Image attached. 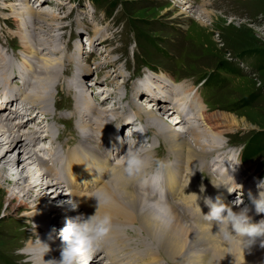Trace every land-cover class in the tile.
<instances>
[{
  "label": "bare ground",
  "instance_id": "bare-ground-1",
  "mask_svg": "<svg viewBox=\"0 0 264 264\" xmlns=\"http://www.w3.org/2000/svg\"><path fill=\"white\" fill-rule=\"evenodd\" d=\"M24 1V9L17 10L20 5L19 3H9L3 6V9L11 11L10 15L18 20V28L21 31V40L24 45L23 52L25 54L28 53L26 55L27 59L24 61H34L37 63V66L39 65V70L37 71L35 66L25 62L22 67L23 69L19 70L14 61L0 51V116H7L5 120L0 118V150H2L0 152V191L4 190L7 192L6 210L16 208L18 203L25 206L28 205V210H31L29 214L33 215L31 217L34 219L32 231L37 233H41V230L45 231L42 232L40 239L50 244L51 251L45 255L44 259L49 260L53 257L59 259L62 247L48 239L49 233L46 232L47 227L50 225L51 218L57 219V214L49 213V204L46 199H49L51 195L53 197L56 195L57 197L63 196L62 200L65 201L74 197L80 202L78 212L82 210L84 214L89 215L96 211L98 203L96 198H94L96 190L107 189L111 192L113 200L107 207H102L101 212H110L113 217L114 227L104 245L92 252L94 259L97 261L94 264H105V262L107 264H165V262L167 264H264V247H261L259 243L254 245L251 250H244L235 243L229 246L226 241L216 234L218 229L208 227L205 223L201 225L194 224L199 223V219L203 217L202 213L209 210L208 206L204 204L203 199H198V197L206 195V191L212 189L213 193L211 197L213 196L215 199L219 194L218 190H215V186L218 183L227 180V183L223 184V188H227L226 186L229 183L234 184L235 181L238 183L242 179V186L247 187L248 190V185H254L255 190H252L253 188L251 190L254 194L257 192L255 179L259 174L247 164L241 166L242 169L239 168L240 160L236 156L218 158L215 165L218 166V169L222 167L221 164L225 165L227 172H223L220 179L212 183L213 185L205 186V183L199 182L198 178L195 182L196 179L194 178L199 175L197 169L204 172L205 169L209 168L208 163L211 158L209 156L222 148L224 140L223 142L217 140L222 138L226 132L235 128L234 126H237V123L231 120V116L227 113L214 112L215 114H212L208 112L206 106L202 104L198 96H191L192 90L190 88H186L187 90H185L182 84H177L173 80H164L167 85L162 81L161 85L167 86L164 88H160L153 81L154 78L152 76H150L148 83L144 82L142 83L143 85L135 84L136 99L144 96L153 100V104L149 102L146 105L152 107H147L148 109L145 111L147 116L145 120L143 119L147 130L151 131L155 129L156 135L159 133L166 139L169 147L178 158L182 169L178 167L175 163L176 161H174L175 168L170 165L166 169L171 197L176 199V202H172L173 204L169 202L173 214L172 223L166 229H162L151 219L148 211H141L142 201L154 199L150 186L142 185L140 189H137L135 184L140 178L129 179L122 172L120 156L127 151V143L121 144L116 137L109 134V130L113 126H123V132L131 129L130 118L126 116V110L119 113L120 110L124 109V105H121V108L118 106V103L112 106L111 109L107 108L103 110L99 108V106H105L107 103L110 104L111 101L114 102L118 99L112 100L111 95L109 97L104 96L101 100L102 103L100 102L101 105L97 103L98 99L93 98L96 95L95 93H97L94 88H99L100 86L88 80L89 78H94L93 72L91 76L87 68H84L80 72L77 71L74 76L72 72V80L69 83L68 78L65 83L68 93L74 94V103L72 102L70 106L71 113L69 119L75 120L76 128L79 131L77 134L73 132L74 136L71 140L62 143V146L66 147V150L63 148L66 155L58 150V143L56 144L57 140L61 141V136H57L56 140H54L46 124L44 127H41L40 123L35 124L36 118L38 119L39 117L42 119L41 122L43 124L50 123V116L52 114L48 110L47 103L50 100L51 87L58 82L56 77L58 68L65 65L66 62H77L79 48H76L75 55L67 53L66 62L65 58L62 57L64 63L61 65V60L57 61V58H53V53L57 52L50 48L52 45L51 40H42L44 39L43 35L40 37L39 31L38 34L37 28L33 29V26L36 23H41V27L48 25L51 29L59 30L62 29L60 28L62 18L60 19L59 15L55 13L42 12L44 8L48 7L47 4H43L42 0H35L39 3L36 10L30 5V0ZM179 2L185 8L184 11L182 10V13H190L191 15L193 10L189 4L190 0H181ZM202 6L203 9L197 10L195 15L200 25L204 27L207 26L208 20L209 23H214L217 16L209 7L204 8L205 4ZM190 15L188 17H191ZM41 27L38 28L41 30L40 32L44 31V27ZM28 28L31 29V33H34L32 38L24 35V32H30ZM38 37H40V40H36ZM33 41H37L40 47L35 46ZM69 42L72 41L69 40L66 46L70 50ZM39 51L43 52L39 54ZM31 58L32 60H29ZM104 63H102L105 66L104 68L101 65L97 67L100 69V72L108 68V71H112L110 68L116 66V63L113 65L108 61L107 64L106 62ZM77 64H74V68H77ZM85 65H88V62L84 64V67ZM118 71L119 69H115L114 73ZM82 72L83 74H81ZM154 77L157 79L166 78V76L161 77L156 76V74ZM100 82V85L105 83V81ZM61 84H58L59 86L57 85L56 89L59 93L65 94V89L60 88ZM70 85L72 87H79L77 92H71L69 90ZM20 87H27V92L23 94L24 98L21 95H16L13 100L6 101V99L12 97V89ZM181 87L182 93L180 92ZM89 91H91L90 94H87ZM76 94H78L79 100L76 99ZM57 96L58 94H55V106L57 104ZM51 97L53 98V96ZM128 97L126 94L119 102L122 104L127 100L128 105L133 107L132 110H136L134 107L137 105L138 100H134L133 97L130 100ZM19 102L24 103L22 110L25 108L31 114L34 113L35 117L29 118L27 121L17 122L15 118H17V114H20V109L18 108ZM131 102H133L134 106L131 105ZM182 103H186L185 105L193 110L192 114L194 116L192 120H196L197 123L193 124L192 121L187 129L183 127L185 130L181 133L174 129L173 126L172 128H168V125L162 124L156 118L157 114L154 111L158 110L157 113L159 111V113H163L166 111V105L172 104L174 106V104L182 105ZM10 115L14 116L8 118ZM156 122L159 125L158 130L156 129ZM184 123L185 120L181 122L178 119L176 125L179 127ZM21 131H23L22 134ZM205 131L209 133L208 136L205 135ZM132 138H136V132L132 134ZM75 141H77V145L72 148V143ZM42 143H48V146L42 147ZM113 145L119 151H114ZM49 151L51 152L50 160L54 162L56 167L58 166L67 171L68 179L66 181L60 177L57 168L49 166L48 171L43 172L40 170L39 173L37 172V175H31V173H34L35 167L39 168L41 159L39 154ZM112 154L113 160L111 159ZM198 165L200 168H198ZM233 168H239L237 173H233L235 181L229 175L234 171ZM243 168L247 170V173ZM186 170L191 171V173L187 174ZM15 172L17 176H15ZM182 172L186 174L185 184L188 185V189L184 188V183L181 184ZM111 173H114L112 177L110 176ZM202 175L203 173H201ZM22 181H25L28 185L22 186ZM83 181L84 185L82 184ZM65 183L67 185L65 187H69L68 190L63 189V191L58 192L57 188ZM94 183L102 185H97V188L95 186L91 190L90 187ZM195 184H198L199 187L195 186ZM6 185L8 186L5 187ZM82 185L88 188L87 191L82 190ZM201 185L204 186L203 193L201 192ZM60 187L62 189V186ZM224 191H226L225 197L227 199L230 192L222 189V192ZM19 193L23 194V199H20ZM193 193L197 194L198 197L191 195ZM197 203L201 209L197 206ZM250 207L252 208L250 215L253 222H258L264 217L260 215L264 213H257L254 206L250 205ZM258 214L259 216L256 217ZM68 219L59 222L60 226H62L61 228L65 226ZM130 226H138V229H131ZM137 231L142 232L146 236L139 238L137 242L139 247L134 250L131 248L133 237L123 239L126 238L125 235L130 233L136 235ZM30 250L34 251L33 255L39 256L38 250L33 248V246L32 248L30 247ZM84 264L87 263L84 262Z\"/></svg>",
  "mask_w": 264,
  "mask_h": 264
},
{
  "label": "rangeland",
  "instance_id": "rangeland-1",
  "mask_svg": "<svg viewBox=\"0 0 264 264\" xmlns=\"http://www.w3.org/2000/svg\"><path fill=\"white\" fill-rule=\"evenodd\" d=\"M36 1H29L35 10L39 5ZM42 1L43 4L48 5L42 12L55 13L59 15L60 19L62 18L60 21V28L62 29L59 30L43 25L44 31L40 32L41 30L38 28L41 27V23H36L33 26V29L37 28V33L39 31L40 37L43 35L44 39L42 40H51L50 48L57 52L53 53V58H57V61L61 60L62 65L64 63L62 57L65 58L66 62L68 54L75 55L76 48H79L78 61L75 62L78 63L77 68H74L75 63L70 62H66L65 65L61 66L62 68H58L56 74L58 82L56 81L57 83L51 87L50 100L47 103L51 114H56L57 117L68 116L69 110L66 108L70 107L72 102L74 103V94L68 93L66 80L69 78L68 82L70 83L77 71L80 72L87 68L90 76L92 72L94 73V78L88 80L100 86L94 88L97 93L93 98L98 99L97 103L101 105L104 96L109 97L111 95L112 100L118 99L114 102L111 101L110 104L107 103L105 106H99V108L111 109L118 103L120 107L124 105V109L120 110L119 113L126 110V116H133L137 112L139 117L141 116L140 118L145 120L147 116L145 111L152 106H146L148 102L144 100L145 98L136 99L135 84L139 83L137 79H141L143 82L145 77L151 76V70L154 69L157 73H153V81L160 88L167 87L164 80L169 79L176 83L177 79L181 80L179 83L182 84V87L185 90L190 88L192 92H196L208 112L212 114L227 113L231 116V120L237 123L235 128L217 140L221 142L224 140V143L222 148L209 156L211 157L210 160L217 159L216 156L226 157L228 154L239 157L241 149L248 143L251 147L257 145L264 147V0H190L189 4L193 10L191 15L190 13H182L185 8L179 2L181 0ZM9 3H19L17 10L25 7L24 0H0V51L12 58L16 65L23 66L28 53L23 52L24 45L21 40V31L18 28V20L10 15L11 11L3 9V6ZM203 4H205L204 8L209 7L217 16L214 23H209L207 19L208 27L201 26L195 15L197 10L203 9ZM188 14L191 17H188ZM28 30L30 32H24V35L32 38L34 33H31L30 28ZM40 37L36 40H40ZM91 39L94 41L93 48L90 46ZM69 40L72 41L69 42L72 50L66 46ZM33 44L40 47L37 41H33ZM42 52L39 51L38 53L41 54ZM107 61L111 65L116 63V66L110 68L112 71H108V68L100 72L97 67L101 65L104 68L103 64H105L104 62L107 64ZM87 62L88 65L84 67ZM25 63L31 64L35 66L37 71L39 70V65L37 66L34 61ZM80 67L83 68L80 69ZM115 69H119V71L114 73ZM155 74L161 77L166 76V78L157 79L154 77ZM208 75H210L208 83L201 86L203 78ZM99 80L105 81V83L100 85ZM162 81L166 85L163 83L164 86H162ZM58 84H61L60 88L65 89V94L58 93V107L55 109L54 97L58 92L56 89ZM182 87L181 93L183 92ZM77 89L79 87L70 85L69 90L71 92H77ZM126 94L130 100L132 97L134 100H138L134 107L136 110L130 109L127 100L122 104L119 102ZM76 95V99L79 100L78 94ZM140 100L143 102V107L139 105ZM149 102L153 104L152 99H149ZM131 105L134 106L133 102ZM165 108L168 111L163 113H159L160 111L157 113L158 110L153 111L162 124L169 122L167 125L170 128L175 123V121L172 123L173 119L168 118L172 104L166 105ZM59 109L60 112H57ZM5 117L7 116H0V118ZM191 121L193 124L197 123L196 120L191 119ZM155 124L157 129L159 125L157 122ZM69 125L73 126L71 130L74 133L79 132L75 121L69 122ZM188 126L184 128L187 129ZM184 128L182 129L183 132ZM50 129L51 134L56 137L63 130V125L53 119L50 123ZM151 131L156 132L155 129ZM22 133L23 131H21ZM205 135L208 136L209 133L205 131ZM63 136L62 142L71 140L67 131ZM157 136L161 135L158 133ZM157 136L150 135L151 141H155ZM158 138L159 144L154 149V154L170 161V164L176 161L175 163L181 169L178 158L169 147L166 139L164 140L162 136ZM258 163L263 165L260 166V169L257 168ZM247 165L259 174L255 179L256 183L259 179H264V148ZM239 168L242 169L241 166ZM39 169L35 167L34 173L31 175H37ZM243 170L247 173L246 169L243 168ZM186 172L187 174L191 173L187 170ZM201 173L197 178L202 184L213 185L212 183L217 179L216 173L207 171L202 176ZM15 176H17L16 172ZM181 177L182 184L185 185L184 188L188 189V185L185 184L186 174L183 172ZM27 185L25 181H22V186ZM231 186L237 187L235 183ZM217 188L219 192L222 186ZM59 189L57 188L58 192ZM240 190L243 191V187ZM212 191L207 190L206 194L210 196ZM6 195V191H0V264H34V258L38 255H33L34 251L30 250V247L32 248L34 242L45 231L41 230V233L32 231L34 219L32 218L33 215L29 214L31 210H28V205L18 203L16 208L6 210ZM22 195L19 193L20 199H23ZM58 199L62 200L63 196L57 197L56 195L53 197L51 195L49 199H46L49 204V213L57 214ZM64 209L66 208L64 207ZM56 220L51 218L50 225ZM137 233L136 235H126L123 240L133 237L132 243L137 246L136 239L146 236L142 232L139 234L137 231ZM165 264L167 263L165 262Z\"/></svg>",
  "mask_w": 264,
  "mask_h": 264
},
{
  "label": "clouds",
  "instance_id": "clouds-1",
  "mask_svg": "<svg viewBox=\"0 0 264 264\" xmlns=\"http://www.w3.org/2000/svg\"><path fill=\"white\" fill-rule=\"evenodd\" d=\"M117 139L121 144L125 142L128 144L127 135L126 139L120 137ZM157 145L158 141L148 143L145 138L142 142L136 143L135 147L128 144L127 151L120 156L123 174L129 179L140 178L141 182L149 185L153 191L161 190L164 170L170 166V161L154 154ZM113 149L119 151L115 145H113ZM233 169L235 170V168ZM233 180L235 181L234 177ZM235 184L236 188L231 185L226 186L229 192L237 191L236 198L230 203H226L222 195H217L215 199L209 195L202 197H198L195 193L191 195L203 199L204 204L209 208L206 214L201 211L204 220L214 222L218 226L216 234L229 246L235 243L244 250H251L254 245L259 243L261 247H264V218L253 222L250 215L252 211L250 205L254 206L257 213H264V179L257 181L255 194L249 189L247 195L250 204L244 202L242 192L239 191L243 186L236 181ZM201 192H204L203 185H201ZM94 198L98 203L93 214L78 213L69 218L63 228L53 227L49 233V240L60 239L63 242L60 258L53 257L45 260L44 257L51 251V246L38 237L33 244V248L39 252V256L34 258V264H83L87 255L104 245L114 224L110 212L102 213L101 208L110 205L113 196L107 189H97ZM66 203L76 210L80 202L72 197ZM197 206L200 208L198 203ZM141 211H148L151 219L162 229H166L172 223V208L163 196L142 201Z\"/></svg>",
  "mask_w": 264,
  "mask_h": 264
},
{
  "label": "trees",
  "instance_id": "trees-1",
  "mask_svg": "<svg viewBox=\"0 0 264 264\" xmlns=\"http://www.w3.org/2000/svg\"><path fill=\"white\" fill-rule=\"evenodd\" d=\"M94 2H97V0H94ZM226 68H227V66H226ZM231 71H233V70L231 69ZM263 148L264 147L262 145L261 146L257 145V146L251 147L249 145V143H248V145L246 146L245 150L243 151V156H244L245 162H251L254 158H256V156H258L259 152ZM261 166H263V165H261Z\"/></svg>",
  "mask_w": 264,
  "mask_h": 264
}]
</instances>
